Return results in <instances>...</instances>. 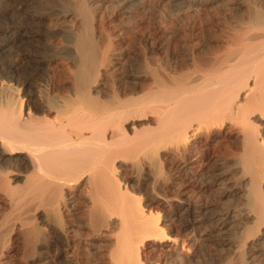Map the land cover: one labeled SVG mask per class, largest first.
Returning <instances> with one entry per match:
<instances>
[{
    "label": "bare ground",
    "instance_id": "1",
    "mask_svg": "<svg viewBox=\"0 0 264 264\" xmlns=\"http://www.w3.org/2000/svg\"><path fill=\"white\" fill-rule=\"evenodd\" d=\"M104 1L0 0V264H145L143 245L192 264L189 241L228 225L225 264H264V0H183L179 67L160 62L156 35L133 74L100 43ZM65 22V43H48ZM120 167L153 183L165 169L175 197L142 200ZM214 186L225 203H209Z\"/></svg>",
    "mask_w": 264,
    "mask_h": 264
},
{
    "label": "rangeland",
    "instance_id": "2",
    "mask_svg": "<svg viewBox=\"0 0 264 264\" xmlns=\"http://www.w3.org/2000/svg\"><path fill=\"white\" fill-rule=\"evenodd\" d=\"M68 1L69 0H47L46 6L50 7H43V9L59 11L61 9V4ZM142 1L143 6H140V4H136V2L133 0H124L121 4H118L116 1L107 0L100 3L99 5L100 12L98 15H96V19L98 20H96L95 26L96 29L100 32V43L103 45L104 42L107 41V39H110L116 44L117 48H120L122 49V51H125L127 53V55L122 59V66L117 69V73L121 72L122 74H125L127 72L133 74L139 71V58L140 56L144 55L148 60L149 57L152 56L153 47L151 48L152 45L150 39L151 37H156V35V40L159 41L160 39V41L163 40L165 43H167V47H165L167 49L166 52H164L165 50L157 52L159 60H162H160V62L164 63L163 61L165 60L171 61L173 59L170 65L168 63L169 61H165L166 64L173 67L174 65H176L175 67L177 68L179 67L182 49L181 46L185 29L184 22H182L183 20L180 19L182 18V16L180 15L182 12L181 7L183 0ZM2 13H4V11L0 12V26H4L7 22L6 17H3L5 16V13ZM69 27L70 26L68 22L58 24V28L56 29V37L54 38L55 41L49 40L48 42V40H43L40 38L36 39L35 44H40L44 41L46 43H55L58 40L63 44L65 43L64 39H66L69 35ZM189 27V31L191 32H189L190 36L194 38L196 35V29L193 28H195V26L193 23H190ZM163 33L165 34L162 35ZM165 39L169 42H167ZM15 45V51L28 49L27 43L16 42ZM38 48V54L43 53L44 55V47L39 46ZM167 52L170 54H168ZM171 52L174 53V56H172L173 54ZM175 56L176 58H174ZM10 58H12V52L9 51H4L0 55V61L3 63L8 61ZM39 67L40 66H36L32 61H30L27 66L22 67V74L23 76H28L29 79L33 82L37 79ZM135 122L139 123L140 120H136ZM118 170L120 183H123L125 181L128 187L135 190L142 197V200L152 191L154 193L165 194L171 199L175 197V186L167 184L169 173L165 169H163L162 171L163 179L159 180L156 183L151 182L148 175L149 171H147L145 168H138L135 171H131L130 169H121L120 167V169ZM217 192L218 186H214L207 193V198L210 204H219L221 202H226V199H220L218 197ZM3 211L4 206L0 203V220ZM160 213L161 217H163V211H161ZM2 226L3 224H1L0 222V229L2 228ZM233 235L234 227H230L229 225L220 230H216L215 232L213 231L211 236L207 238H204V236L201 235V232L200 235L199 233H197V235L193 237V240L189 241V245L191 244L190 250H196L200 248L196 251L192 264H225L227 260L232 259L236 261V254H233L228 246L224 245L225 238L232 237ZM201 244L203 247L201 246ZM156 253L157 252L153 250L149 251V248H147L146 245H143L141 247V255L145 264H166V262H164Z\"/></svg>",
    "mask_w": 264,
    "mask_h": 264
}]
</instances>
